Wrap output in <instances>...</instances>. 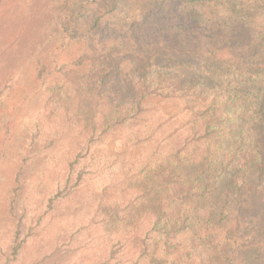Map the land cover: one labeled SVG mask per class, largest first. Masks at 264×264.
<instances>
[{
    "label": "trees",
    "instance_id": "obj_1",
    "mask_svg": "<svg viewBox=\"0 0 264 264\" xmlns=\"http://www.w3.org/2000/svg\"><path fill=\"white\" fill-rule=\"evenodd\" d=\"M20 90L0 144L18 141L31 113L37 139L61 124L30 137L33 153L66 148L49 206L90 163L118 164L137 193L103 220L129 237L134 264H264V0H0V104ZM155 99L187 105V117L152 119ZM124 131L132 138L102 154ZM33 153L0 200L5 264L26 242L15 217Z\"/></svg>",
    "mask_w": 264,
    "mask_h": 264
},
{
    "label": "rangeland",
    "instance_id": "obj_2",
    "mask_svg": "<svg viewBox=\"0 0 264 264\" xmlns=\"http://www.w3.org/2000/svg\"><path fill=\"white\" fill-rule=\"evenodd\" d=\"M22 90L4 97L0 104V129L5 123L6 111H14L15 103L22 97ZM148 108H151V117L154 120L176 115L183 121L187 115L182 110L187 106L181 102H164L160 99L146 100ZM20 104L27 107L26 101ZM42 111V108H41ZM21 113L24 115V111ZM35 114L20 117L19 140L7 141L5 145L0 144V200L6 197L8 191L16 185L14 181L15 165L24 162L29 165L30 161L22 160L27 152L33 153L31 141L43 142L55 137V134H62L61 124L55 130L50 123L45 122L42 128L45 131L44 137H37V127L34 126ZM99 113L96 114V119ZM132 132H125L117 139L111 140L102 148V154L116 152L121 143L132 138ZM43 135V132H42ZM74 135V134H73ZM32 136V140L30 137ZM1 138V134H0ZM68 145V141H63ZM66 148L52 153L36 154L41 161L31 172L33 176L25 179L23 188L19 193L26 206V212L16 215L20 218L22 232L20 240L26 242L17 249L16 261L12 264H134L140 254H133L130 248L128 236L116 232L115 223L109 225L103 218L104 212L113 213L118 210L122 217L125 214V205L132 204L135 200L136 189L123 185L124 171L118 164L101 169L97 163H90L84 171L86 174L80 181L78 189L70 192V195L57 194L55 201L49 206L53 195L64 184L65 160L60 156ZM12 160L8 161L11 157ZM101 153V151H100ZM134 153H132L133 155ZM100 156V154H99ZM19 160V161H16ZM83 165L76 167L73 175V183L76 173ZM40 171V172H38ZM119 207V208H118ZM1 213V211H0ZM20 215V216H19ZM119 216V217H120ZM115 220V219H114ZM0 232L3 238H9V228L6 224H0ZM120 239V242H117ZM8 252L7 254H11ZM0 264H5L0 260Z\"/></svg>",
    "mask_w": 264,
    "mask_h": 264
}]
</instances>
